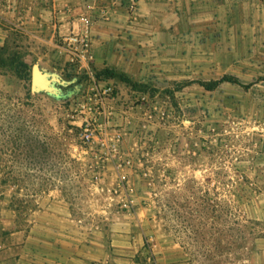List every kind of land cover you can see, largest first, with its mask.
<instances>
[{
    "label": "rangeland",
    "instance_id": "374dc122",
    "mask_svg": "<svg viewBox=\"0 0 264 264\" xmlns=\"http://www.w3.org/2000/svg\"><path fill=\"white\" fill-rule=\"evenodd\" d=\"M187 4L179 28L192 50L185 72L207 83L228 79L212 89L151 73L150 82L113 86L106 101L126 114L105 115L102 86L91 88L87 73L65 71L26 99L27 82L0 66V90L33 105L27 117L48 142L37 172L32 153L19 156L23 189L0 186V243L27 231L39 200L57 193L77 207L149 208L156 235L146 238L141 264H264V0ZM13 54L24 59L11 45L0 52L6 63Z\"/></svg>",
    "mask_w": 264,
    "mask_h": 264
},
{
    "label": "crops",
    "instance_id": "0c3cea01",
    "mask_svg": "<svg viewBox=\"0 0 264 264\" xmlns=\"http://www.w3.org/2000/svg\"><path fill=\"white\" fill-rule=\"evenodd\" d=\"M187 5V0H0V52L10 45L21 49L23 60L53 85L56 77L75 70L66 38L87 33L93 58L82 62L80 72L89 75L91 88L143 84L152 80L151 73H159L165 83L201 84L185 72L192 53L180 31ZM175 69H181L180 75L173 74ZM103 100L105 115L126 114ZM154 225L146 207L132 212L77 207L49 193L39 200L30 228L0 243V264H141L146 238L156 235ZM165 264L183 263L175 257Z\"/></svg>",
    "mask_w": 264,
    "mask_h": 264
},
{
    "label": "trees",
    "instance_id": "16d2710c",
    "mask_svg": "<svg viewBox=\"0 0 264 264\" xmlns=\"http://www.w3.org/2000/svg\"><path fill=\"white\" fill-rule=\"evenodd\" d=\"M0 66L9 67L11 72L17 75L20 79L27 82L26 84V99L32 97L31 88V67L25 62L19 54H13L10 58V63L5 62V58L0 55ZM112 75L119 76L123 80L128 81L125 75L114 73ZM222 80H228L223 77L215 82L199 81L207 89L214 88ZM236 83L238 81L233 80ZM36 95V93H34ZM33 105L23 102L22 98L13 95L10 92L0 90V186L13 185L16 191L23 189L22 181L24 178L20 177L21 168L27 166V162L19 159V156L32 153L34 160L30 162L35 171L41 169L42 163L41 155L48 149L47 141L43 138L44 135L40 129V122L27 117V114L32 112L29 110ZM51 145V144H50ZM53 164H50L52 168ZM15 166H18V173H15ZM50 172H53L52 170ZM24 201V200H22Z\"/></svg>",
    "mask_w": 264,
    "mask_h": 264
},
{
    "label": "built area",
    "instance_id": "2783aa9c",
    "mask_svg": "<svg viewBox=\"0 0 264 264\" xmlns=\"http://www.w3.org/2000/svg\"><path fill=\"white\" fill-rule=\"evenodd\" d=\"M83 19L88 22L87 17H83ZM67 43L70 45V56H69V63L75 67L76 71L81 70L82 62L89 63V61L93 58L91 53V39L89 34H73L69 35L66 38ZM101 91L103 94L104 99H110L113 95L114 87L111 84H106L105 86L101 87ZM113 148L115 143L112 144ZM126 174H121L119 179L118 188L120 191L126 190ZM134 204V199L132 197L126 196L125 198L121 199V205L126 208H131Z\"/></svg>",
    "mask_w": 264,
    "mask_h": 264
},
{
    "label": "water",
    "instance_id": "95a60500",
    "mask_svg": "<svg viewBox=\"0 0 264 264\" xmlns=\"http://www.w3.org/2000/svg\"><path fill=\"white\" fill-rule=\"evenodd\" d=\"M31 88L34 91L38 89H51L52 79L34 66L32 71Z\"/></svg>",
    "mask_w": 264,
    "mask_h": 264
}]
</instances>
